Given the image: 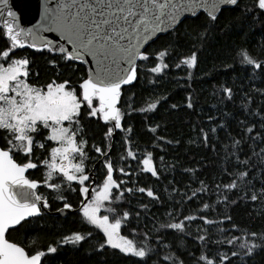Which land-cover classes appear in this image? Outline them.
<instances>
[{
    "label": "snow or ice",
    "instance_id": "1",
    "mask_svg": "<svg viewBox=\"0 0 264 264\" xmlns=\"http://www.w3.org/2000/svg\"><path fill=\"white\" fill-rule=\"evenodd\" d=\"M234 7H240L239 0H39L38 18L34 15V23L24 26L9 0H0V264H54L60 247L78 248L82 242L89 243L101 261L116 257L113 264H185L176 252L179 248L193 256L185 237L199 247V255L190 264L255 261L264 250V229L241 228L222 210L250 201L256 215L264 216V60L246 50L238 52L242 57L238 62L249 73L246 83L252 84L241 103L253 121H238L240 131L233 133L223 117L216 125V118L209 115L214 126L209 131L201 128L198 139L191 141L207 148L211 140L212 150L217 151L215 141L221 131L225 133L220 172L230 179L215 183L218 196L212 203L203 197L212 195L213 185L196 176L199 186L179 189L173 185L171 192L180 198L169 195L168 200L175 203L163 220L154 221L148 209L163 200L147 184L160 182L161 173L174 168L172 164L158 168L154 150L163 152L179 141L158 134L157 123L147 128L152 134L150 147L138 152L131 137L133 126L122 123L133 113H154L167 99L156 97L142 106H134V95L125 99L135 82L145 79L143 73L150 74V85L159 83L157 78L170 67L185 69L191 79L213 32L223 33L228 27L220 28V14ZM243 11L258 19L264 14V0H254ZM162 36L167 39L157 45ZM181 39L193 41L187 51ZM37 56L46 65L44 82L39 80ZM168 59L173 60L171 65ZM224 67L232 69L233 64ZM234 96L232 86L220 85V103L231 102ZM184 107L195 111L191 94ZM92 126L102 132L101 142L93 140L91 145L95 155L88 150ZM118 132L124 134L122 146L113 157ZM31 170L40 177L31 178ZM41 189H47V194ZM66 193L74 194L75 207ZM234 193L238 194L232 199ZM137 194L149 199L144 201ZM49 196L58 202L56 213L77 212L81 225L87 227L64 234L56 245L49 243L45 248L33 247V239L28 245L17 242L16 233L28 235L52 211ZM126 201L129 206H124ZM185 205L193 211L183 214ZM133 218L137 225L144 221L150 226L147 230L133 227ZM193 227L195 233L189 231Z\"/></svg>",
    "mask_w": 264,
    "mask_h": 264
},
{
    "label": "trees",
    "instance_id": "2",
    "mask_svg": "<svg viewBox=\"0 0 264 264\" xmlns=\"http://www.w3.org/2000/svg\"><path fill=\"white\" fill-rule=\"evenodd\" d=\"M239 2L240 7H234L220 14V28H224L225 25H228V27L223 33L219 30L213 32L206 50L200 55L197 66L193 69L191 79H188V73L185 69L170 67L163 76L157 78L159 83L150 85L147 83V76L150 74L145 72L143 73L145 79L143 81L138 79L132 87L131 92L125 93V99L128 95H134V106L146 105L156 97L167 98L166 100H161L154 113H149L147 116L133 113L131 117L126 116L122 122L125 127H128L129 124L133 126L134 130L131 133V137L135 142L134 147L138 146V152L143 151L146 147H150V137L152 134L147 131V128L149 126L154 127L157 123L160 124L158 134L173 141H179L178 144L173 143L166 146L163 152L159 148L154 150L155 162L158 168L167 164L174 165L173 169L161 173L162 180L160 182L147 184L163 200L162 204L153 203L150 209H148L149 215L153 217L154 221L156 218L163 220L166 211L175 203L174 200H168L169 195L174 196L176 199L180 198L179 193L171 192L173 185L179 189L189 186H199V180L196 179V176H199L206 183L213 185L212 195L203 197L204 201L212 203L218 196L214 187L215 183H226L229 181L230 177L220 172V158L225 155L223 145L227 143L225 133L221 131L219 133V140L215 141L217 151L212 150L211 140L210 146L207 148L203 147L202 143H191V141L198 139L201 128L209 131L214 126L213 122L208 120V116L212 115L216 118V125L221 122V117H223L227 121L226 127L233 133L240 131V128L237 126L238 121L249 123L254 119L244 110L241 103L242 95L251 91L252 84L246 83L249 73L244 71L246 66L238 62L242 59V57L238 56V52L246 50L249 55L264 60V14L260 15L258 19H254L251 14L246 15L243 11L245 7L253 4L254 0H239ZM165 39L167 37L162 36L161 40L156 41V44H162ZM180 43L185 51H187L193 41L181 39ZM27 51L30 52L31 50ZM16 52L20 55L25 54L24 50H16ZM171 56L175 58L177 53L173 51ZM168 63L171 65L173 60L168 59ZM224 64H233V68L226 69ZM35 65L39 69L40 82H44L48 77H46L44 72L46 65L43 62V57L37 56ZM256 83H259L258 79ZM221 84H227L235 89L233 101L223 104L218 101L217 95ZM189 94L193 98L195 111L184 107L186 97ZM256 102H259L258 97ZM171 104H177L179 107L170 109L169 105ZM252 106L255 107V103ZM261 111L264 112V108ZM225 112L228 113L227 116L224 115ZM148 117L153 118L149 119ZM256 119L258 121V118ZM88 127L86 126V131ZM257 127H259L258 122ZM123 135V133L119 132L115 135L111 148L113 157L117 155V150L122 146L121 137ZM87 138L89 154L95 155L91 151V145L93 140L96 143L101 142L102 132L92 126L91 134ZM245 149L247 150L246 145ZM161 156L164 157L163 162L160 160ZM88 163H91V161ZM96 167L99 169L101 165L97 163ZM185 168H192L196 171L195 173H185L183 172ZM31 171L33 172L31 178L36 179L40 177L39 172L36 170ZM151 179L149 177V180ZM190 180H194L195 183L190 184ZM168 181H173V184H169ZM257 187H259V182H257ZM41 191H44L46 194L48 192L47 189H41ZM66 194L72 197L75 207L77 202L74 194ZM237 194H230L231 198L235 199ZM137 195L141 196L144 201L149 199L142 194ZM49 200L52 204V211L48 212L43 219L37 221L35 230L28 235H25L23 232L16 233L13 238L17 242L28 245L29 240L33 239L35 241L32 245L33 247L45 248L49 243L56 245L62 235L80 230L82 227H87L86 225H81L77 212H72L65 217L52 215L51 213L55 212L58 202L52 200L51 196H49ZM134 203L135 201H133ZM191 203H195V201ZM253 205L254 202L238 201L230 209H223L222 211L229 212L233 218V222L241 228L248 227L251 231H260L264 229V216H257ZM124 206H129L127 201ZM135 210L139 211V209ZM192 211L193 208L188 205L182 208L183 214ZM209 215L214 216L215 213L209 212ZM144 220H147V217H144ZM131 226L147 230L150 225H146L144 221L140 225H137L135 218H133ZM189 231L195 233L196 228H190ZM233 234L240 235L238 232ZM128 235L131 236V233L129 232ZM184 239L188 248L192 250L193 256L188 257L186 252H183L179 248H176V252L184 258L185 264H190V261L199 255V247H193L194 241L190 237H185ZM55 255L56 260L54 264H113V261L117 260L116 257L106 256L104 261H101L99 254L92 251L91 245L87 242H82L78 248L70 245L60 247ZM209 255H212V253H209ZM250 264H264V250L255 257V261H250Z\"/></svg>",
    "mask_w": 264,
    "mask_h": 264
},
{
    "label": "water",
    "instance_id": "3",
    "mask_svg": "<svg viewBox=\"0 0 264 264\" xmlns=\"http://www.w3.org/2000/svg\"><path fill=\"white\" fill-rule=\"evenodd\" d=\"M9 6L12 8L13 11L17 13L18 21L24 22V26H30L28 21L34 23L32 17L35 15L38 18V7H39V0H9ZM2 25V22H0ZM72 212H65L64 216L70 214ZM52 215H58L56 212H52Z\"/></svg>",
    "mask_w": 264,
    "mask_h": 264
}]
</instances>
